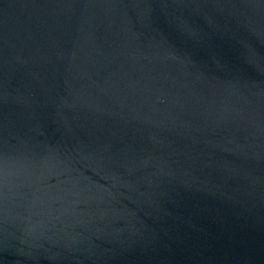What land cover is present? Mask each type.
Masks as SVG:
<instances>
[{
    "label": "water",
    "instance_id": "water-1",
    "mask_svg": "<svg viewBox=\"0 0 264 264\" xmlns=\"http://www.w3.org/2000/svg\"><path fill=\"white\" fill-rule=\"evenodd\" d=\"M0 264H264V0H0Z\"/></svg>",
    "mask_w": 264,
    "mask_h": 264
}]
</instances>
